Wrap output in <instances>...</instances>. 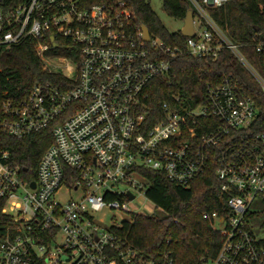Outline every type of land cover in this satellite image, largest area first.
I'll return each mask as SVG.
<instances>
[{
  "label": "built area",
  "instance_id": "2783aa9c",
  "mask_svg": "<svg viewBox=\"0 0 264 264\" xmlns=\"http://www.w3.org/2000/svg\"><path fill=\"white\" fill-rule=\"evenodd\" d=\"M188 1L194 37L187 54L215 60L227 50L264 91V80L207 11L233 0ZM130 18L125 3L85 8L79 0H0V48L35 41L44 70L67 83L36 85L21 101L0 98V135L23 140L49 129L54 138L35 181L10 162L0 141V204L10 219L0 225V264H176L171 251L146 258L120 235L134 217L151 215L131 208L136 192L147 198L139 171L163 172L187 188L211 169L226 216L203 215L221 247L202 263L264 264L247 218L253 201L264 200V130L252 129L255 103L228 75L207 88L196 108L174 96L159 114L151 112L148 88L170 74L181 48L151 35L146 41L141 28L130 30ZM63 188L77 198L58 202ZM106 209L130 220L106 227L95 217Z\"/></svg>",
  "mask_w": 264,
  "mask_h": 264
},
{
  "label": "trees",
  "instance_id": "16d2710c",
  "mask_svg": "<svg viewBox=\"0 0 264 264\" xmlns=\"http://www.w3.org/2000/svg\"><path fill=\"white\" fill-rule=\"evenodd\" d=\"M87 8L94 5L117 6L125 3L131 13L130 30L146 26L152 37H159L171 46L181 48L180 56L173 62L170 74L155 80L148 88L147 104L151 112L160 113L159 105L172 98L196 108L203 104L208 87L219 85L225 76L232 75L235 82L255 103L258 117L252 129L255 133L264 130V91L250 72L227 50L220 52L217 59H198L185 50L188 40L181 32L170 33L154 12L148 0H79ZM18 3L19 0H10ZM164 12L171 18L184 21L192 7L188 0H163ZM211 19L230 41L240 47L250 66L264 80V0H233L220 8H207ZM263 47L258 51V45ZM37 43L27 40L18 46L0 48V98L24 100L36 85L50 83L54 86L67 84L60 76L50 74L37 55ZM149 124V126H152ZM202 133V130H198ZM1 145L10 152V162H15L27 172L23 176L36 180L42 157L54 143L51 130L15 140L0 135ZM67 172H71L69 168ZM147 178V198L163 213L150 217H134L125 224L120 235L134 250L146 258L159 252L173 253L176 264H203L217 256L221 238L208 222L205 213L217 212L226 216L220 195V184L215 170L193 181L189 187L171 183L163 172L140 170ZM69 184V182H68ZM223 199V200H222ZM264 201V200H263ZM0 225L6 226L9 218L2 215ZM249 220L259 222L264 229V210L248 212ZM253 232L254 226L249 222ZM264 249V239L259 240Z\"/></svg>",
  "mask_w": 264,
  "mask_h": 264
},
{
  "label": "rangeland",
  "instance_id": "374dc122",
  "mask_svg": "<svg viewBox=\"0 0 264 264\" xmlns=\"http://www.w3.org/2000/svg\"><path fill=\"white\" fill-rule=\"evenodd\" d=\"M154 10V12L157 14L159 19L161 20L162 24L165 26V28L170 33H178L182 32L184 28V21L176 20L171 17H169L163 9V0H148ZM190 3V2H189ZM135 192V190H134ZM137 199L135 200L133 206L131 207L134 212H143L146 211L148 213H151V215L147 216H153V215H161L163 212L157 208L156 205H154L146 196L140 195L138 192L135 193ZM77 193L74 191H68L67 189L63 188L59 194L56 196V200L60 202L61 204H65L68 200L76 199ZM137 205V206H136ZM250 212H260L264 210V201L262 198L257 197L251 207L249 208ZM153 213V214H152ZM95 217L99 220H103L106 227H110L112 225V220H115L117 224H121L123 220H130L129 216H125L120 214L117 211L106 209L101 213H97ZM256 220V219H255ZM252 220L250 224L254 226L253 232L257 236L259 240L264 239V229H259V222Z\"/></svg>",
  "mask_w": 264,
  "mask_h": 264
},
{
  "label": "water",
  "instance_id": "95a60500",
  "mask_svg": "<svg viewBox=\"0 0 264 264\" xmlns=\"http://www.w3.org/2000/svg\"><path fill=\"white\" fill-rule=\"evenodd\" d=\"M141 30L144 34V39L146 41H149L150 40V32H149L148 28L146 26H142ZM181 33L184 37H187V38L194 37V11L193 10H190L188 12L187 17L184 20V28H183ZM54 45L56 46V43ZM32 187L33 188L35 187V183L32 184ZM133 198H134L133 195L129 196L130 200H133Z\"/></svg>",
  "mask_w": 264,
  "mask_h": 264
}]
</instances>
